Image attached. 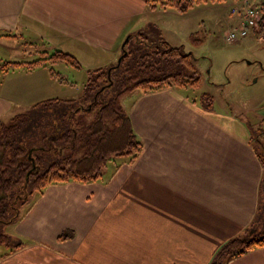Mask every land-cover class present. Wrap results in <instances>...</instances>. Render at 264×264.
I'll return each mask as SVG.
<instances>
[{
  "label": "crops",
  "instance_id": "1",
  "mask_svg": "<svg viewBox=\"0 0 264 264\" xmlns=\"http://www.w3.org/2000/svg\"><path fill=\"white\" fill-rule=\"evenodd\" d=\"M167 17L181 15L148 11L146 0H0V37L15 33L97 70L115 65L126 37L149 25L172 45ZM0 73V120L44 100L76 99L53 88L47 67ZM121 103L139 156L111 161L95 182L33 196L5 228L18 246H3L0 264H210L254 221L263 171L249 124L204 109L184 89L135 92ZM63 232L72 238L58 241ZM229 264H264V247Z\"/></svg>",
  "mask_w": 264,
  "mask_h": 264
},
{
  "label": "trees",
  "instance_id": "2",
  "mask_svg": "<svg viewBox=\"0 0 264 264\" xmlns=\"http://www.w3.org/2000/svg\"><path fill=\"white\" fill-rule=\"evenodd\" d=\"M208 1L225 0H146V6L151 12L171 9L184 15L193 5ZM260 9L264 28V4ZM150 30L154 40L127 36L115 65L87 70L81 96L71 100H44L6 121L0 120V245L18 246L5 228L19 221L33 196L46 187L66 182H95L103 175L107 163L115 159H127L131 163L139 156L141 144L121 103L123 97L135 92L149 94L166 88L199 86L192 55L167 43L158 28L152 26ZM42 55L33 61L5 62L0 72L31 71L56 64L81 68L74 56L66 52L43 50ZM48 73L51 77L55 75L51 68ZM209 108V104L204 107ZM249 131L250 145L263 171L261 192L264 193V119L255 129L250 126ZM54 144L62 146L60 152L41 169V162L32 158L33 153L45 151L44 145ZM65 151L66 156L61 154ZM71 238V232H63L58 241ZM261 247H264L262 200L254 221L241 235L221 246L211 264L221 261L229 264Z\"/></svg>",
  "mask_w": 264,
  "mask_h": 264
},
{
  "label": "rangeland",
  "instance_id": "3",
  "mask_svg": "<svg viewBox=\"0 0 264 264\" xmlns=\"http://www.w3.org/2000/svg\"><path fill=\"white\" fill-rule=\"evenodd\" d=\"M244 8L247 6L242 0H225L221 3L208 1L195 4L184 15L171 9L158 11L181 15L179 19L173 17L170 20L167 17L166 32L164 31L163 35H169V31H172L175 35L171 33L169 38L171 46L182 47L184 53L192 55L200 80L198 87L185 88L186 92L196 101H200L202 107L209 104L210 110L236 115L255 129L256 124L264 119V28L260 25L247 37L234 43L227 40L229 31L240 25ZM152 26L155 27L149 25L132 35L136 38L140 35L137 40H154L150 30ZM8 35L10 34L0 37V67L9 61H33L43 56V50H48L44 45L31 40L14 38L15 33ZM47 68L48 71L51 68L55 74L54 77L50 76L56 84L53 88H58L61 93H65L63 95L74 98L81 96L87 80V69H75L64 64ZM43 147L45 151H36L32 155L33 159L38 158L41 162V169L48 166L50 158H55L62 146L54 144ZM61 154L66 156L67 152ZM111 165V162L107 163L102 173L104 174L105 170L110 172ZM261 199L264 205L263 192ZM0 250H3L1 255L5 247L1 245ZM221 264H224V261H221Z\"/></svg>",
  "mask_w": 264,
  "mask_h": 264
},
{
  "label": "built area",
  "instance_id": "4",
  "mask_svg": "<svg viewBox=\"0 0 264 264\" xmlns=\"http://www.w3.org/2000/svg\"><path fill=\"white\" fill-rule=\"evenodd\" d=\"M247 8L243 9L242 21L240 25L229 31L227 40L229 42H236L249 35V33L258 29L262 22L261 5L264 4V0H242ZM247 2V3H246Z\"/></svg>",
  "mask_w": 264,
  "mask_h": 264
},
{
  "label": "water",
  "instance_id": "5",
  "mask_svg": "<svg viewBox=\"0 0 264 264\" xmlns=\"http://www.w3.org/2000/svg\"><path fill=\"white\" fill-rule=\"evenodd\" d=\"M123 47V46H122ZM120 59H118V61H119Z\"/></svg>",
  "mask_w": 264,
  "mask_h": 264
}]
</instances>
